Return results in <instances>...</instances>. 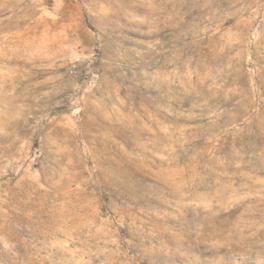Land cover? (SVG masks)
Wrapping results in <instances>:
<instances>
[{"label": "rangeland", "instance_id": "374dc122", "mask_svg": "<svg viewBox=\"0 0 264 264\" xmlns=\"http://www.w3.org/2000/svg\"><path fill=\"white\" fill-rule=\"evenodd\" d=\"M0 264H264V0H0Z\"/></svg>", "mask_w": 264, "mask_h": 264}]
</instances>
